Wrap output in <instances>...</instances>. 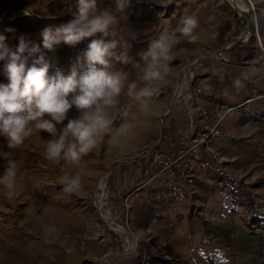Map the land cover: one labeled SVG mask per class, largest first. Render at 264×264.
<instances>
[{"label": "rangeland", "instance_id": "1", "mask_svg": "<svg viewBox=\"0 0 264 264\" xmlns=\"http://www.w3.org/2000/svg\"><path fill=\"white\" fill-rule=\"evenodd\" d=\"M31 2L0 0V36L13 47L21 37L39 44L51 65L50 76L57 69L69 75L77 56L92 39L115 40L116 54L127 49L134 55L146 48L151 38L175 29L187 15L198 18L199 39L195 43L181 39L177 45V58L171 62L168 82L155 98L151 122L138 136L130 140L106 137L78 167L53 164L44 158L41 138L50 137L43 131L41 138L33 136L14 150L20 168L18 179L24 177L23 190L11 202L0 195V264H264V88L221 102L214 112L218 131L209 145L199 146L196 157L190 155L188 141L198 132L186 135V148L173 150L181 154L173 174L155 163L149 170H159L154 177L138 171L141 164L150 167L153 162L154 147L164 130L170 110L166 111L178 82L183 83L180 93L192 91V100L195 90H202L192 89L193 85L216 63L264 64L259 47L264 40V0H129L122 13L116 12V0H98L100 10L117 15L116 35L102 37L97 33L75 46L61 43L54 51L43 48L42 32L74 20L77 0H71L70 7L59 0L49 5L55 15L69 10L55 19L23 16L22 9ZM15 7L19 8L11 10ZM246 11L252 16L259 14L261 20L255 26L252 18L248 31ZM242 34L244 40L223 52L222 57L215 54ZM192 59L195 61L186 73L180 74ZM111 63L112 70L124 67L114 60ZM7 83L0 63V84ZM78 115L75 108L68 113L69 118ZM0 151H12L2 135ZM208 157L221 159L225 169L239 179H247L248 190L231 200L223 199L217 183L219 175L203 163ZM5 167L6 161L0 158V174ZM65 171L80 172L84 177L79 193L63 191L58 178ZM100 183L105 191L102 212L96 202ZM251 190L254 196L249 194ZM103 213L134 234L137 243L132 253L121 254L133 244L124 231L110 227ZM48 226L58 231L49 235Z\"/></svg>", "mask_w": 264, "mask_h": 264}, {"label": "clouds", "instance_id": "2", "mask_svg": "<svg viewBox=\"0 0 264 264\" xmlns=\"http://www.w3.org/2000/svg\"><path fill=\"white\" fill-rule=\"evenodd\" d=\"M56 2L32 0L21 14L28 18L54 19L49 5ZM59 3L71 6V0H59ZM128 3L129 0H116V12L122 13ZM77 8L74 20L54 30L51 27L43 30L44 49L54 51L61 43L75 46L97 33L102 37L116 35L117 15L100 10L98 0H77ZM198 26L195 15L181 17L175 29L151 38L147 47L134 55L127 49L116 54L115 40L92 39L77 56L67 76L59 69L49 75L51 65L39 44L25 42L21 37L13 47L6 37L0 36V63L9 81L0 84V135L12 150L0 151V158L6 161L5 171L0 174V195L11 202L21 194L24 177L20 175L18 179L20 168L14 150L33 136L41 138L42 131L50 137L41 138L44 158L53 164L77 167L106 137L130 140L138 136L151 122L155 98L168 82L171 62L177 58V45L181 39L197 42ZM259 47L264 53V40ZM113 60L124 67L112 70ZM258 75L264 76V64L254 61L234 85L242 89L245 80ZM73 108L79 115L69 118ZM117 121L119 124L114 127ZM58 183L66 194H77L84 186V177L80 172L65 171ZM46 231L54 235L58 230L48 226Z\"/></svg>", "mask_w": 264, "mask_h": 264}, {"label": "crops", "instance_id": "3", "mask_svg": "<svg viewBox=\"0 0 264 264\" xmlns=\"http://www.w3.org/2000/svg\"><path fill=\"white\" fill-rule=\"evenodd\" d=\"M233 62H218L213 66L209 73L195 82L192 89L201 87V91L195 90L193 99H190L191 92L188 89L180 93L176 98L170 112L165 118L164 130L158 140L159 150L164 153L174 149H184L186 135L198 132L207 128H213L214 112L219 108L221 102L226 99L249 96L255 94L260 88H264V76H252L244 81L242 89L234 85V81L242 78L251 64ZM198 85V86H197ZM150 162V161H149ZM149 165H140L139 174L142 176L154 177L159 170L149 171L155 167L153 162ZM125 171H128L125 169ZM134 263V261H133Z\"/></svg>", "mask_w": 264, "mask_h": 264}, {"label": "built area", "instance_id": "4", "mask_svg": "<svg viewBox=\"0 0 264 264\" xmlns=\"http://www.w3.org/2000/svg\"><path fill=\"white\" fill-rule=\"evenodd\" d=\"M218 116H221L220 113H218ZM217 131L218 130L213 127L207 130L198 131V133L194 134L190 141H188V143H190V148L192 149L190 155L196 157L199 146L209 145L211 138ZM180 156L181 154H178L175 151L164 153L161 150H155L152 155V161L167 173L173 174L177 168ZM203 163L210 166L212 170L219 175L217 183L220 187V193L223 199L231 200L234 197H239L248 190V180L239 179L233 175L231 171L225 169L221 159L208 157L203 160ZM249 194L254 196L255 193L251 190Z\"/></svg>", "mask_w": 264, "mask_h": 264}, {"label": "water", "instance_id": "5", "mask_svg": "<svg viewBox=\"0 0 264 264\" xmlns=\"http://www.w3.org/2000/svg\"><path fill=\"white\" fill-rule=\"evenodd\" d=\"M137 1H143V2H148V3H155V2H160V1H163V0H137ZM19 7H15V8H11V10H13V9H18ZM68 12H69V10H67V11H65V12H63V13H61V14H58V15H55V18H61V17H63V16H65L66 14H68ZM247 12V17H248V22H249V24H248V29H247V31L248 30H250L251 28H252V18H253V16H252V13H250V12H248V11H246ZM54 18V19H55ZM43 19H47V18H43ZM244 40V34H242V35H240L236 40H234L233 41V43H230L229 45H227V46H225V47H222V48H220V49H218V50H216L215 51V54L217 55V56H221L222 57V53L223 52H226V51H228V50H230V49H232L236 44H238L239 42H242ZM224 58V57H223ZM226 59V58H225ZM226 60H228V59H226ZM177 91H175L174 92V95H173V97H172V99H171V103H170V106L168 107V109H167V111L166 112H168L170 109H171V107H172V105H173V103L175 102V100H176V95H177ZM156 147V146H155ZM154 147V148H155ZM147 154V151L144 153V155H146ZM115 166V163L111 166V168L112 167H114ZM123 228V230H124V233L126 234V237H127V239L132 243V244H136L137 243V239H136V237L134 236V234L131 232V231H129L127 228H125V227H122ZM122 254V253H121ZM122 255H125V254H122Z\"/></svg>", "mask_w": 264, "mask_h": 264}, {"label": "bare ground", "instance_id": "6", "mask_svg": "<svg viewBox=\"0 0 264 264\" xmlns=\"http://www.w3.org/2000/svg\"><path fill=\"white\" fill-rule=\"evenodd\" d=\"M253 21L254 23L256 24L255 26H259L260 25V15L257 14V13H254V16H253ZM195 61V59H192L191 61L189 60L183 67L182 71L180 74H184L186 73V71L190 68V65ZM179 81V80H178ZM183 87V83L181 82H178L177 85H176V90L175 91H179L181 90ZM103 184L100 183V192L97 194V198H96V202H97V205L100 207V211L102 212L101 208L103 206V203H104V200H105V191L102 189L103 188ZM105 219L107 220V222L109 223L110 227H112L114 230L116 231H124L123 228L121 226H119L118 224H116L114 222V220L112 219V217L108 214V213H103ZM128 242V241H127ZM135 248V244L133 245H129L123 252L122 254H130L133 252Z\"/></svg>", "mask_w": 264, "mask_h": 264}, {"label": "trees", "instance_id": "7", "mask_svg": "<svg viewBox=\"0 0 264 264\" xmlns=\"http://www.w3.org/2000/svg\"><path fill=\"white\" fill-rule=\"evenodd\" d=\"M135 2V1H134ZM154 150H159V146L155 147Z\"/></svg>", "mask_w": 264, "mask_h": 264}]
</instances>
